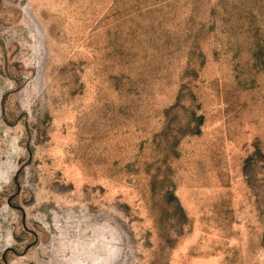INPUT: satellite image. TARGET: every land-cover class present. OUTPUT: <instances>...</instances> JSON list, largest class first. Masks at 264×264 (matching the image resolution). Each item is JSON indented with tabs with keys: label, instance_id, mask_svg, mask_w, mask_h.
Listing matches in <instances>:
<instances>
[{
	"label": "rangeland",
	"instance_id": "1",
	"mask_svg": "<svg viewBox=\"0 0 264 264\" xmlns=\"http://www.w3.org/2000/svg\"><path fill=\"white\" fill-rule=\"evenodd\" d=\"M0 264H264V0H0Z\"/></svg>",
	"mask_w": 264,
	"mask_h": 264
}]
</instances>
